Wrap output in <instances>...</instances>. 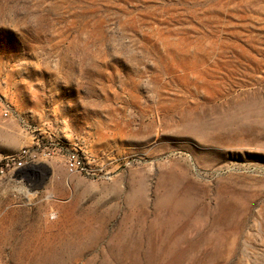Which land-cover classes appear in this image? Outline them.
I'll return each mask as SVG.
<instances>
[{
  "label": "rangeland",
  "instance_id": "374dc122",
  "mask_svg": "<svg viewBox=\"0 0 264 264\" xmlns=\"http://www.w3.org/2000/svg\"><path fill=\"white\" fill-rule=\"evenodd\" d=\"M10 121L0 264H264V0H0Z\"/></svg>",
  "mask_w": 264,
  "mask_h": 264
},
{
  "label": "built area",
  "instance_id": "2783aa9c",
  "mask_svg": "<svg viewBox=\"0 0 264 264\" xmlns=\"http://www.w3.org/2000/svg\"><path fill=\"white\" fill-rule=\"evenodd\" d=\"M9 115V109L4 110V116ZM56 149L35 139L33 145L23 146L16 152L3 156L0 159V187L8 178H27L31 173H36L37 163L53 158ZM65 165L69 173L81 172L95 173L98 169L93 163L77 149H71L65 156ZM36 171V172H35Z\"/></svg>",
  "mask_w": 264,
  "mask_h": 264
},
{
  "label": "crops",
  "instance_id": "0c3cea01",
  "mask_svg": "<svg viewBox=\"0 0 264 264\" xmlns=\"http://www.w3.org/2000/svg\"><path fill=\"white\" fill-rule=\"evenodd\" d=\"M29 144H31L29 137L25 135L20 127H16L13 122L10 121L5 125H0V159Z\"/></svg>",
  "mask_w": 264,
  "mask_h": 264
}]
</instances>
